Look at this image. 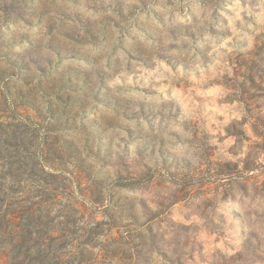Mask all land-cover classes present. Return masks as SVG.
Returning <instances> with one entry per match:
<instances>
[{
    "label": "rangeland",
    "instance_id": "obj_1",
    "mask_svg": "<svg viewBox=\"0 0 264 264\" xmlns=\"http://www.w3.org/2000/svg\"><path fill=\"white\" fill-rule=\"evenodd\" d=\"M0 264H264V0H0Z\"/></svg>",
    "mask_w": 264,
    "mask_h": 264
}]
</instances>
